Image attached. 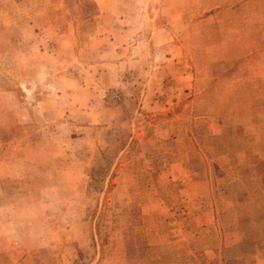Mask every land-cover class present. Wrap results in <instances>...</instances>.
Returning <instances> with one entry per match:
<instances>
[{
  "label": "rangeland",
  "instance_id": "1",
  "mask_svg": "<svg viewBox=\"0 0 264 264\" xmlns=\"http://www.w3.org/2000/svg\"><path fill=\"white\" fill-rule=\"evenodd\" d=\"M214 32L264 0H0V264H264V86Z\"/></svg>",
  "mask_w": 264,
  "mask_h": 264
},
{
  "label": "crops",
  "instance_id": "2",
  "mask_svg": "<svg viewBox=\"0 0 264 264\" xmlns=\"http://www.w3.org/2000/svg\"><path fill=\"white\" fill-rule=\"evenodd\" d=\"M214 42L208 44L207 53H222L224 56V64L230 60L231 64L238 61V69L244 73H239L241 85H262L264 86V32H214ZM211 34L208 35L210 38ZM228 53H233L235 56H226ZM216 58H221L217 55ZM216 60L215 57L211 58ZM214 64L212 67H215ZM261 89H252L248 91L249 107L251 109H259L264 105L260 103L264 100V96L260 94ZM261 97L263 98L261 100ZM257 121V120H256ZM256 132H261V128L255 123ZM258 155L259 152H250V154ZM248 154V156L250 155ZM256 157V156H253ZM252 157V158H253ZM257 162H254L256 164ZM249 165V164H248Z\"/></svg>",
  "mask_w": 264,
  "mask_h": 264
}]
</instances>
